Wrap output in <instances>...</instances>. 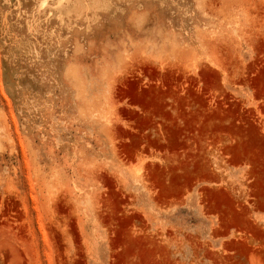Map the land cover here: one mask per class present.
<instances>
[{
    "label": "rangeland",
    "instance_id": "1",
    "mask_svg": "<svg viewBox=\"0 0 264 264\" xmlns=\"http://www.w3.org/2000/svg\"><path fill=\"white\" fill-rule=\"evenodd\" d=\"M0 264H264V0H0Z\"/></svg>",
    "mask_w": 264,
    "mask_h": 264
},
{
    "label": "bare ground",
    "instance_id": "2",
    "mask_svg": "<svg viewBox=\"0 0 264 264\" xmlns=\"http://www.w3.org/2000/svg\"><path fill=\"white\" fill-rule=\"evenodd\" d=\"M42 3H43V0H40ZM45 1V0H44ZM66 1V0H65ZM70 1V0H69ZM36 3V2H35ZM35 3H34V5H35ZM70 3V2H69ZM36 6V5H35ZM49 6V5H48ZM116 6V5H115ZM44 8V7H43ZM46 8V7H45ZM41 9H42V6H41ZM55 9V8H54ZM62 9V8H61ZM110 9V8H109ZM49 10V9H48ZM72 10V9H71ZM47 13H48V11H47ZM50 14V13H49ZM47 15V14H46ZM45 15V16H46ZM52 16V15H51ZM37 17V16H36ZM60 18V17H59ZM35 20V19H34ZM30 23V22H29ZM35 23V22H34ZM47 25V24H46ZM60 25H62V24H60ZM33 26V25H32Z\"/></svg>",
    "mask_w": 264,
    "mask_h": 264
}]
</instances>
